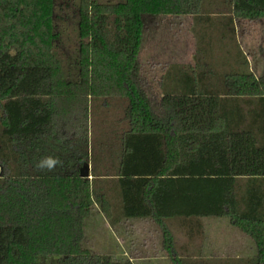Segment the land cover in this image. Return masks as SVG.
I'll return each mask as SVG.
<instances>
[{
    "label": "trees",
    "instance_id": "obj_1",
    "mask_svg": "<svg viewBox=\"0 0 264 264\" xmlns=\"http://www.w3.org/2000/svg\"><path fill=\"white\" fill-rule=\"evenodd\" d=\"M227 3L232 30L233 20H264V0ZM201 6L202 0H77L70 78L56 52L55 0H0V234L6 240L0 264H133L82 247L94 205L114 223L105 196L80 176L92 159L91 101L100 98L127 101L117 175L122 216L152 219L172 264L185 262L166 220L196 224L199 233V219L227 218L255 246L245 264H264V77L233 72L215 86L191 67L175 66L181 78L164 92L162 114L140 79L142 17L196 22ZM48 156L59 163L51 171L38 168Z\"/></svg>",
    "mask_w": 264,
    "mask_h": 264
},
{
    "label": "rangeland",
    "instance_id": "obj_2",
    "mask_svg": "<svg viewBox=\"0 0 264 264\" xmlns=\"http://www.w3.org/2000/svg\"><path fill=\"white\" fill-rule=\"evenodd\" d=\"M201 7L202 16L196 22L190 17L149 15L142 17V42L138 54L141 64L140 79L152 99L155 110L161 95L158 79L168 71H172L174 65L183 67L182 71L186 67H191L195 75L204 74L209 83L215 86L220 85L225 74L233 72H251L256 77H264V20H236L233 22V30H230L227 29L229 27L227 22L230 20L227 0H202ZM54 23L59 33L56 52L63 60L66 74L73 78L78 48L77 0H55ZM172 78L173 75L170 74L167 83H171ZM126 104L124 98L92 99L90 110L92 159L89 162L91 174H102L106 165L113 162L117 147L114 133L120 131ZM108 173L113 175L112 170ZM92 182L93 188L97 191L98 181L93 179ZM98 184L101 185V182ZM95 206L98 207L94 205L92 210L96 209ZM223 223L211 220L200 221L199 233L196 231V224L179 226L180 232L175 231L174 243L188 248V251L194 254L198 252L195 256H198L203 264H245L246 260L253 257V243L249 242L250 238L243 236L244 234L238 229L235 227L228 229V226L225 227L227 224ZM99 227L98 219L93 215L87 225L85 240L82 242L83 248L94 253L98 252L97 248L100 244L104 245L100 240L101 237L98 238L97 234L91 231L93 229L98 233ZM2 236L4 235L0 234V263L6 241ZM154 236L156 235L150 236L151 243H147L152 256L137 258L135 264H172L170 257L162 247L160 248ZM156 252L159 255L154 257ZM190 260L196 261L194 257ZM42 264H61V262L58 259H51Z\"/></svg>",
    "mask_w": 264,
    "mask_h": 264
},
{
    "label": "crops",
    "instance_id": "obj_3",
    "mask_svg": "<svg viewBox=\"0 0 264 264\" xmlns=\"http://www.w3.org/2000/svg\"><path fill=\"white\" fill-rule=\"evenodd\" d=\"M229 16H231L229 14ZM192 18L191 16H187ZM193 19V18H192ZM236 20H233V22ZM243 21V20H241ZM193 30V27L191 28ZM227 29L232 30L230 27ZM177 65H174L175 67ZM172 67V68H173ZM174 70V69H172ZM172 72V73H171ZM170 74L173 75V81L171 83H167ZM191 77H195L194 75H191ZM181 78V75L177 72L173 71H168L164 75L158 79L159 81V88H160V98L158 102V107L157 110H155L156 113L162 114L163 111L160 108V100L164 94L165 91H168L169 89L173 88L174 84L176 81H179ZM205 80H207V77H205ZM209 82V80H207ZM206 81V82H207ZM147 91V90H146ZM148 93V92H147ZM149 96V94H148ZM151 102L152 99L149 96ZM153 105V103H152ZM154 108V105H153ZM120 131H115V143H116V149L114 152L113 156V162L110 164L106 165V169L102 174H95L96 176L94 177L93 174L90 172V167H89V179L90 180H97V193L100 195H104L107 201L110 203L111 210H112V215L114 219V223H111L106 220V218L103 216L101 213L100 209L96 207V209L91 210V214L88 218L84 220L83 223V233H84V239L86 237V230L87 225L89 224V220L92 218V216L96 215L98 219V225H100V229L97 232H94L93 229L91 230L92 233H96L98 238H100L101 242L104 244H100L97 248V253L92 252L91 250L87 249L89 252L97 255H103V256H110L112 258L115 257H121V258H126L130 260L133 264L137 263V258H146L152 256L151 253H149L151 250L149 245L147 243L150 242V236H154V238L159 242L160 248L162 247V239H161V233L160 230L158 229L157 225L153 222L152 219L150 218H124L122 216V203H121V193L120 189L117 185V180H118V169L120 167V160L123 152V141L126 138V131H127V124L125 122L120 123ZM138 168L130 169L133 172H136ZM108 170V171H107ZM113 171V175H109V171ZM136 177V176H134ZM101 182V185L98 183ZM97 210V211H96ZM227 219V218H225ZM204 220H211L214 222H220L224 224H227L225 227L228 226V229H233L234 227L229 224V220H215V219H205L201 218L199 221L203 222ZM92 225L94 224L93 222L91 223ZM165 224L169 227L171 230L174 240L176 239L174 234L175 231H179V226L183 225V222L179 218L175 219H168L166 220ZM243 235V234H242ZM246 236V235H243ZM247 238V237H246ZM249 238V237H248ZM249 240V239H248ZM82 241V242H83ZM249 242H252L249 240ZM253 243V242H252ZM251 243V244H252ZM254 253L253 256L255 255V246L252 244ZM189 250L188 248L178 246L175 243V250L176 254L179 258L183 259L185 264H203V262H200L198 259V256H195V254H198L196 252L195 254L188 251L185 252V250ZM132 251V252H131ZM182 252V254H181ZM185 252V253H184ZM157 254L153 255L154 257L158 256ZM191 257H194L196 261L191 262ZM198 262V263H196Z\"/></svg>",
    "mask_w": 264,
    "mask_h": 264
},
{
    "label": "clouds",
    "instance_id": "obj_4",
    "mask_svg": "<svg viewBox=\"0 0 264 264\" xmlns=\"http://www.w3.org/2000/svg\"><path fill=\"white\" fill-rule=\"evenodd\" d=\"M59 163V161L51 156L41 158L38 163L37 167L40 169H47L49 171L53 170L54 167Z\"/></svg>",
    "mask_w": 264,
    "mask_h": 264
},
{
    "label": "water",
    "instance_id": "obj_5",
    "mask_svg": "<svg viewBox=\"0 0 264 264\" xmlns=\"http://www.w3.org/2000/svg\"><path fill=\"white\" fill-rule=\"evenodd\" d=\"M89 164H85L80 170V176L83 178H89Z\"/></svg>",
    "mask_w": 264,
    "mask_h": 264
}]
</instances>
